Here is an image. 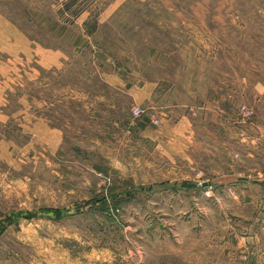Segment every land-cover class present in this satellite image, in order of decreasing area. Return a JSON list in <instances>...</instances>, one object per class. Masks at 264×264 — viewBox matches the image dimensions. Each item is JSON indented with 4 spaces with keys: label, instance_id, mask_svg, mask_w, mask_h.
I'll return each mask as SVG.
<instances>
[{
    "label": "rangeland",
    "instance_id": "obj_1",
    "mask_svg": "<svg viewBox=\"0 0 264 264\" xmlns=\"http://www.w3.org/2000/svg\"><path fill=\"white\" fill-rule=\"evenodd\" d=\"M0 264H264V0H0Z\"/></svg>",
    "mask_w": 264,
    "mask_h": 264
},
{
    "label": "built area",
    "instance_id": "obj_2",
    "mask_svg": "<svg viewBox=\"0 0 264 264\" xmlns=\"http://www.w3.org/2000/svg\"><path fill=\"white\" fill-rule=\"evenodd\" d=\"M133 113H134V114H138V113H139V110H138L137 108H134V109H133Z\"/></svg>",
    "mask_w": 264,
    "mask_h": 264
}]
</instances>
